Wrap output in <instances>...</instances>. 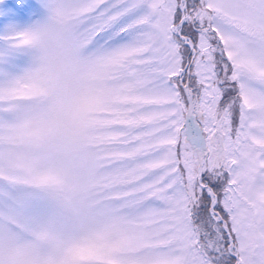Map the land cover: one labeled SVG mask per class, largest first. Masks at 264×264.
Returning a JSON list of instances; mask_svg holds the SVG:
<instances>
[{
    "label": "snow or ice",
    "instance_id": "snow-or-ice-1",
    "mask_svg": "<svg viewBox=\"0 0 264 264\" xmlns=\"http://www.w3.org/2000/svg\"><path fill=\"white\" fill-rule=\"evenodd\" d=\"M0 264H264V0H0Z\"/></svg>",
    "mask_w": 264,
    "mask_h": 264
}]
</instances>
